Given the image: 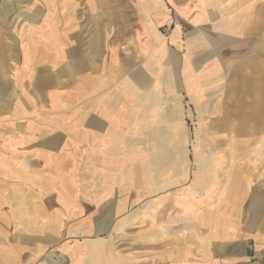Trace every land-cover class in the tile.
Listing matches in <instances>:
<instances>
[{
  "label": "crops",
  "instance_id": "obj_1",
  "mask_svg": "<svg viewBox=\"0 0 264 264\" xmlns=\"http://www.w3.org/2000/svg\"><path fill=\"white\" fill-rule=\"evenodd\" d=\"M134 2L0 3V264H264V3Z\"/></svg>",
  "mask_w": 264,
  "mask_h": 264
},
{
  "label": "rangeland",
  "instance_id": "obj_2",
  "mask_svg": "<svg viewBox=\"0 0 264 264\" xmlns=\"http://www.w3.org/2000/svg\"><path fill=\"white\" fill-rule=\"evenodd\" d=\"M10 1H11L12 8L14 7L13 4L15 2L16 3L18 2V0H10ZM2 2L7 3L8 0H0V3H2ZM262 2L264 3V0H262ZM22 3L28 4V3H30V1H23ZM112 3H114V1ZM122 5H123V9L126 11V14L128 15V17H129V15H131V13H133L134 16L136 15V12L133 11L137 7L135 2H134V4H132V0H122ZM263 16H264V13H263ZM30 18H32V12L31 13L27 12V10L26 11H23V10L22 11H13L12 10V12H10L12 31L15 30V27L18 25V23L20 21H22L23 23H26V22H28V20ZM140 19H141V17H140ZM129 30L130 29L128 27H123L122 32H123V34H127L129 32ZM112 31H113V29H112ZM123 46H129V44L128 45L125 44ZM263 55H264V29L262 28V57H263ZM192 126L193 125H191V127ZM188 158H191V157H188ZM188 162H193V161H192V159H188Z\"/></svg>",
  "mask_w": 264,
  "mask_h": 264
}]
</instances>
